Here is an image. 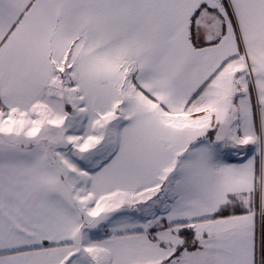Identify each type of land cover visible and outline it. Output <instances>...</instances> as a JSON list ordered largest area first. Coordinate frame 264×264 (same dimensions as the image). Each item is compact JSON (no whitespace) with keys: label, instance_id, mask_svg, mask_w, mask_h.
<instances>
[{"label":"snow or ice","instance_id":"obj_1","mask_svg":"<svg viewBox=\"0 0 264 264\" xmlns=\"http://www.w3.org/2000/svg\"><path fill=\"white\" fill-rule=\"evenodd\" d=\"M0 264H264V0H0Z\"/></svg>","mask_w":264,"mask_h":264}]
</instances>
